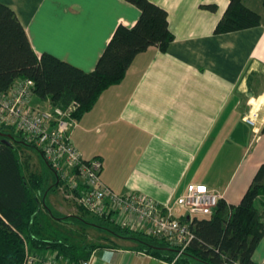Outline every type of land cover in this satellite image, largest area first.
Here are the masks:
<instances>
[{
  "label": "crops",
  "instance_id": "1",
  "mask_svg": "<svg viewBox=\"0 0 264 264\" xmlns=\"http://www.w3.org/2000/svg\"><path fill=\"white\" fill-rule=\"evenodd\" d=\"M149 1L167 12L172 42L165 51L152 46L137 54L123 78L76 119L70 138L84 160L101 161L100 179L114 193L146 195L186 223L208 218L188 217L175 206L189 186H204L237 205L264 164V0H241L258 15L257 26L223 34L215 28L228 0ZM0 3L15 13L37 55L50 54L84 72L94 70L115 29L130 28L139 17L124 0ZM211 5L215 11L202 8ZM36 107L51 108L38 98ZM252 113L254 127L243 119ZM67 178L55 191L80 185L73 172ZM53 181L51 175L47 188ZM128 229L141 232L133 222ZM114 243L94 249L89 264H175L135 241ZM253 260L264 262V238Z\"/></svg>",
  "mask_w": 264,
  "mask_h": 264
},
{
  "label": "trees",
  "instance_id": "2",
  "mask_svg": "<svg viewBox=\"0 0 264 264\" xmlns=\"http://www.w3.org/2000/svg\"><path fill=\"white\" fill-rule=\"evenodd\" d=\"M139 10L136 23L118 26L100 55L95 68L84 72L54 56L37 55L15 13L0 3V93L18 80H32V97L48 101L51 108L66 110L78 119L88 111L100 94L118 83L135 56L149 47L165 51L172 42L167 12L149 0H124ZM209 11L215 7L203 6ZM259 17L245 8L241 0H228V6L215 28L216 34L236 32L257 26ZM13 139L10 145L0 142V264H27L30 257L54 255L66 264H81L96 248L113 247L114 240L135 241L139 248L164 260L172 261L177 253L165 241L141 232L122 229L110 218L54 215L45 196L64 182L47 164L52 185L44 189V175L25 174L20 151L28 148L41 153L14 131H2ZM264 134V127L261 129ZM83 215L89 214L84 211ZM83 223L107 234L101 243L82 244L71 240L67 226ZM193 238L175 264H258L254 251L264 238V164L257 169L250 185L237 205L220 199L208 218L186 222ZM114 238V240L112 239ZM36 264V263H34ZM261 264H264L262 262Z\"/></svg>",
  "mask_w": 264,
  "mask_h": 264
},
{
  "label": "built area",
  "instance_id": "3",
  "mask_svg": "<svg viewBox=\"0 0 264 264\" xmlns=\"http://www.w3.org/2000/svg\"><path fill=\"white\" fill-rule=\"evenodd\" d=\"M32 80H18L6 92L0 93V130L16 131L41 153L61 182L68 181L73 172L80 185L68 184V190L79 208L89 215L110 218L122 229H128L133 222L141 233L165 241L177 250L174 261L190 244L193 235L188 224L172 218V207L165 205L163 213L159 203L146 195L136 192L116 194L105 186L100 173L102 163L98 158L84 160L74 147L70 131L76 119L72 113L78 108L72 103L66 110L59 108L40 109L30 105ZM256 113L243 117L254 127ZM221 195L207 190L204 186H189L179 196L175 206L188 217H210ZM115 219L112 216H116ZM90 258L81 264H89ZM66 264L55 260L54 255L30 257L27 264ZM220 264H239L223 261Z\"/></svg>",
  "mask_w": 264,
  "mask_h": 264
},
{
  "label": "rangeland",
  "instance_id": "4",
  "mask_svg": "<svg viewBox=\"0 0 264 264\" xmlns=\"http://www.w3.org/2000/svg\"><path fill=\"white\" fill-rule=\"evenodd\" d=\"M32 104L36 107V97H33ZM39 106H41L39 104ZM14 136L17 137V132L14 131ZM27 151H20V161L23 164L25 174L29 177L30 175L42 176L46 177L45 188H47L48 184L47 179H51V175L44 166L43 163L39 162L38 154L26 148ZM52 198V199H51ZM51 199V202H50ZM69 199H71L70 203ZM72 195L65 190V188L58 191L51 192L50 196H47L45 199V203L50 207L52 213L54 215H62L67 216L68 214H75L77 216H84L87 220H92V215L85 216L83 215L84 210L79 208L72 201ZM53 205H52V204ZM58 203V204H57ZM77 226H67L64 228L65 230L70 231L71 240L76 243L82 244H94L101 243L103 241L101 236L96 228L92 226L85 225L83 223L76 224Z\"/></svg>",
  "mask_w": 264,
  "mask_h": 264
},
{
  "label": "water",
  "instance_id": "5",
  "mask_svg": "<svg viewBox=\"0 0 264 264\" xmlns=\"http://www.w3.org/2000/svg\"><path fill=\"white\" fill-rule=\"evenodd\" d=\"M12 139H13V137L10 134L0 132V142L1 143L6 144V145H10L9 141ZM13 140H15V139H13Z\"/></svg>",
  "mask_w": 264,
  "mask_h": 264
}]
</instances>
